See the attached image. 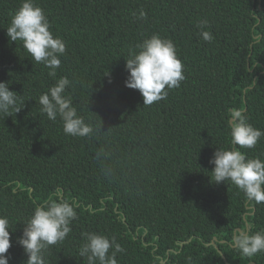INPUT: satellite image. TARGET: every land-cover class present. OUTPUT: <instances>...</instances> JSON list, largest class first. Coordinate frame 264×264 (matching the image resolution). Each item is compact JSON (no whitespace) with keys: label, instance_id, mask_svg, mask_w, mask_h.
<instances>
[{"label":"trees","instance_id":"16d2710c","mask_svg":"<svg viewBox=\"0 0 264 264\" xmlns=\"http://www.w3.org/2000/svg\"><path fill=\"white\" fill-rule=\"evenodd\" d=\"M66 51L57 79L78 114L101 131L64 134L40 112L38 97L55 80L6 34L21 0H0V82L25 101L0 116V215L10 221L9 264L27 257L17 243L23 223L49 198L75 202L68 237L47 264H86L82 233L115 237L118 264H264L231 245L235 231L264 229V203L249 202L226 183H212L217 148H227V113L240 109L264 131V0H36ZM146 13L137 20L133 13ZM208 20L214 37L200 36ZM171 39L185 79L166 99L143 105L125 86L135 45ZM264 159V137L255 149Z\"/></svg>","mask_w":264,"mask_h":264},{"label":"clouds","instance_id":"9594fccd","mask_svg":"<svg viewBox=\"0 0 264 264\" xmlns=\"http://www.w3.org/2000/svg\"><path fill=\"white\" fill-rule=\"evenodd\" d=\"M137 20H145L146 13L140 10L133 13ZM209 21L197 23L200 36L206 42L214 37ZM44 10L36 0H21V4L12 15L10 26L6 29L9 40L20 42L24 51L36 64L49 69L48 75L55 83L38 97L40 112L50 121L59 120L65 135L71 137H89L101 131L91 123H86L78 114L72 97L66 95V89L74 81L67 76L57 79V70L61 65L60 57L65 54L64 41L54 36ZM128 76L125 86L138 90L143 105L167 98L168 91L179 88L185 79L184 65L177 55V49L171 39L152 34L130 51L125 65ZM9 82H0V116L9 117L19 113L25 101L14 91L9 90ZM229 140L227 148H217L209 163L214 165L211 171L212 183L231 184L243 193L247 201L264 203V159L249 157L241 149H255L264 137V131L248 122L242 110L233 108L227 113ZM75 202L58 198H49L43 206H36L32 215L23 223L22 235L17 243L22 247L27 259L24 264H47L46 256L52 246L62 243L72 231V222L77 219ZM10 221L0 215V264H9L6 255L11 247ZM83 243L78 255L86 264H118L117 255L125 249L116 238L95 232L82 233ZM231 245L242 257L252 258L264 253V229L250 234L247 231H235L231 236ZM191 264V258H189Z\"/></svg>","mask_w":264,"mask_h":264}]
</instances>
